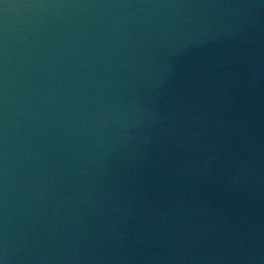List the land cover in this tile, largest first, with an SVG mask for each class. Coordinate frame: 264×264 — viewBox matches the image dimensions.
<instances>
[{
	"label": "water",
	"instance_id": "water-1",
	"mask_svg": "<svg viewBox=\"0 0 264 264\" xmlns=\"http://www.w3.org/2000/svg\"><path fill=\"white\" fill-rule=\"evenodd\" d=\"M0 264H264V0H0Z\"/></svg>",
	"mask_w": 264,
	"mask_h": 264
}]
</instances>
